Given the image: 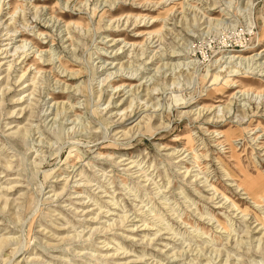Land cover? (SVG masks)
I'll use <instances>...</instances> for the list:
<instances>
[{
  "label": "rangeland",
  "instance_id": "374dc122",
  "mask_svg": "<svg viewBox=\"0 0 264 264\" xmlns=\"http://www.w3.org/2000/svg\"><path fill=\"white\" fill-rule=\"evenodd\" d=\"M0 264H264V0H0Z\"/></svg>",
  "mask_w": 264,
  "mask_h": 264
},
{
  "label": "bare ground",
  "instance_id": "6f19581e",
  "mask_svg": "<svg viewBox=\"0 0 264 264\" xmlns=\"http://www.w3.org/2000/svg\"><path fill=\"white\" fill-rule=\"evenodd\" d=\"M255 56H257V55H255ZM232 58H236V60L238 59V58H240L239 56H232ZM242 58V57H241ZM252 58V57H251ZM253 60V59H252ZM258 60V59H257ZM249 182H251V178H249V180H248ZM236 186H237V188H240L241 189V191H243V195L244 196H246V198L247 199H249V200H253L254 201V198L256 197V198H263V196H262V189L260 188H255V189H247V188H245V189H243V188H241L239 185H237L236 184ZM251 197V198H250ZM254 204H255V201L253 202Z\"/></svg>",
  "mask_w": 264,
  "mask_h": 264
}]
</instances>
